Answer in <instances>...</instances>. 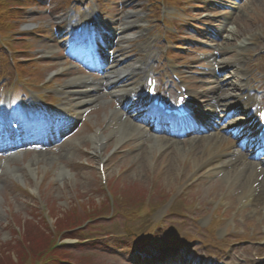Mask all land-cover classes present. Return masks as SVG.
<instances>
[{"label":"rangeland","instance_id":"374dc122","mask_svg":"<svg viewBox=\"0 0 264 264\" xmlns=\"http://www.w3.org/2000/svg\"><path fill=\"white\" fill-rule=\"evenodd\" d=\"M65 1L69 0H40L39 4L34 0L22 6L17 5V0H0V7H7L1 12L7 17H12L14 13L24 17L14 27L23 22L43 26L50 23L59 25V18L66 11ZM104 1V8L112 14L109 27L121 32L125 24H131L132 28L117 44V48H121V43L125 56H130L124 63L127 67L130 64L136 67L142 54L148 59L149 50L158 47L171 46L176 52L171 56L173 59H191L197 54L187 50V40L200 38L211 43L218 42L217 47L223 46L220 48L219 59L226 63L231 64V60L240 56V50L253 54L248 57L254 63L262 65L264 60V0H245L232 13L230 7L225 9V5L230 3L228 0H161L164 4L154 9L147 0ZM80 11L85 12L84 9ZM162 20L169 26L163 29ZM10 21H4L8 25L5 28L0 27V67L3 70L7 68L5 51L11 52V48H14V43L8 38V33L12 31ZM223 22L234 25L229 38L226 40L216 35L210 36L209 26L221 25ZM189 25L194 29H189ZM197 26L200 28L196 33ZM23 33H19L17 38H21ZM162 35H167L169 43L164 41ZM14 42L15 48H22L21 53L16 54L21 62L23 59L28 60L33 51L37 54L36 49L47 45H40L41 42L35 40L31 45L33 47L29 48L24 42ZM242 43H245L246 49L239 50L237 46ZM180 46L183 50L178 49ZM50 48L47 50L50 51ZM59 48L60 45L53 52H58ZM27 49L31 51L28 50V53ZM61 57L55 58L54 62L40 59L48 62H37L38 67L31 64L32 61H24L28 64L20 67L16 60L13 104L16 101L17 105L19 99L34 87V75L45 80L50 76V71L53 74L62 65H69ZM39 66L43 72H37ZM223 72V88L216 89L212 84L203 83V89L211 88V95L206 96V106L210 108L209 113L213 118V99L219 98L218 93L236 94L235 82L239 77L225 70ZM142 76L140 72L133 74L134 78L129 83L141 82ZM68 77H56L59 90H49L47 94H56L55 102L76 110L73 101H69L64 93V81ZM5 83L8 87V82ZM108 97L107 93L95 103L86 121L59 150L24 152L9 159H0V256H10L16 263H20L18 257L25 245L11 246L17 240L23 241L22 235L29 231L31 236L42 241L41 245H53L62 233V238L57 242L62 246L58 249L65 251L63 259L68 261L59 264H146L143 257L135 252L143 256H161L168 247L176 248L163 255L172 259L169 258L168 264L176 263L174 254H181L187 264H237L236 255L245 243H234L239 236L230 231L228 234L222 231L228 227H237L240 232L247 229L244 219L238 217V213L244 209L240 196L245 182L234 183L231 177L226 179L219 172L215 173L205 167L209 155L204 152L207 141L204 137L201 141L193 140L171 147L165 144L160 147L152 145L149 139L144 138L142 130H139L140 133L133 131L122 138L118 129L115 130L121 126L117 121L119 118H116L118 114L113 113L119 105ZM233 101L238 103L237 95ZM219 104H222L220 100ZM75 113H79V110ZM127 143H131L128 148ZM101 161L104 162L103 170L99 168ZM65 171L68 174L62 176ZM102 171L105 172L106 180L101 177ZM105 188L116 197L113 211L107 204ZM232 190L231 196L236 198V203H233L231 209L225 208V217L229 219L226 225L215 232L214 237L213 226H209L210 212L223 201L222 195ZM172 195L177 196L176 202L172 207H166L165 212V202ZM228 203L224 201L222 205ZM263 207L264 200L257 197L256 202L246 211L254 219L249 223L256 224L259 221ZM142 211L148 212L146 218L139 216ZM94 213L99 214V217ZM91 215L95 216L93 222L88 223L84 229H76V225ZM201 217H204L201 220L204 222L203 230L198 228L200 225L196 220ZM162 218H165L164 222L168 226L166 229L157 226L158 219ZM59 229H62L61 232ZM48 257H44L41 252L37 253L35 264L55 263L51 255ZM25 259L31 261L33 257Z\"/></svg>","mask_w":264,"mask_h":264},{"label":"bare ground","instance_id":"6f19581e","mask_svg":"<svg viewBox=\"0 0 264 264\" xmlns=\"http://www.w3.org/2000/svg\"><path fill=\"white\" fill-rule=\"evenodd\" d=\"M15 9H16V8H15ZM130 29H131V24H126V26L124 27V30H125V31H129ZM224 64H225L224 68H225V69H228V71H230V72H231V70H232V73H233V74L236 72L237 74L243 75V72H240V68H239V66L233 68V67H231L228 63H224ZM115 73H116V72H115ZM115 73H114V74H115ZM244 86H245V83H241V87H242V88H245ZM118 93L121 94V95H120V98H121V100H123V101H126V100H133L134 97H135L136 95H138V94L136 93V91H135V87L132 86V85L124 86V87L119 88V89H118ZM134 93H136V94H134ZM130 96H131V97H130ZM227 96H228V98H227ZM227 96H226V99H229V97H230V98L233 97V96H229V95H227ZM128 98H129V99H128ZM250 99H252V97H248V101H245V102H244L245 106L249 105V101H250ZM139 100H140V99H139ZM251 116H252V115H250L246 120L250 119ZM241 118L243 119V117H241ZM241 118H240V119H241ZM133 120H134V119L126 118V119L123 120V122L121 123V126H120V127H117V128L115 129V130L118 129V131H119V133H120V135H121L122 138H126V136H127L129 133H131V132L137 130V129H136V123L134 124ZM243 122H244V120L241 121V124H242ZM231 126H234V122L228 123V124H226V125H222L221 127H222L223 129H227V128L231 127ZM150 137L153 138L154 140H155V139H158V140H159V137H158V135H156V134H153V133H152V134L150 135ZM94 139L96 140L95 135H94ZM158 140H157V141H158ZM213 140H215V141L218 142V144H219L218 147H219V150H220V151H226V150H228V149H232V148H234L235 145H236V140L231 139V138L224 139V138H223L222 136H220L219 134L216 135V136L213 138ZM168 141H170V139H169ZM152 143H153L152 145H154V146H156V147H160L159 144L156 145L154 142H152ZM156 143H157V142H156ZM221 162H224V161H221ZM230 162H231V163H234V162L241 163L239 158H235V159H233L232 161L230 160ZM243 162H244V166H243L244 169H242V170H243V174H241V177H239V178H241V179H244V178H245L244 181L247 180L246 182H254V181L257 180V181L259 182V183H258V184H259V186H258V190H257V191H250V190L248 189V192H250L251 194H255L256 197H258V198L264 199V169L259 170L256 166H252L251 164L247 163L246 161H243ZM257 171H261V172H262L261 175H258L259 180H258V178L256 177ZM221 173H222L223 175H225V176H228V170H226V169H222V170H221ZM66 174H68V171L62 172V176L66 175ZM251 174H253V175L251 176ZM254 176H255V177H254ZM254 178H256V180H255ZM244 193H245V192L243 191V194H244ZM255 202H256V199H255Z\"/></svg>","mask_w":264,"mask_h":264},{"label":"trees","instance_id":"16d2710c","mask_svg":"<svg viewBox=\"0 0 264 264\" xmlns=\"http://www.w3.org/2000/svg\"><path fill=\"white\" fill-rule=\"evenodd\" d=\"M97 214V213H96ZM68 220V219H67ZM67 220H62L65 223H68ZM26 234V235H24ZM22 236L23 241L17 240V242H15V245H12L11 247L14 248L16 245L21 246L22 244L25 245V249L23 251V249L21 250V256H19V262L21 263H28V262H32V264H35V262L38 260L37 258V253L41 252L42 254H44V257L49 258L48 256L51 255L52 257V262H63V253L65 251H62L61 249L58 250H54L52 248V244H47V245H41V242H39V239H36V237L31 236V233L28 231V233H24ZM46 235V234H45ZM51 246V248H50ZM7 253V252H4ZM28 256H32L33 259L31 261H28L25 259V257ZM20 263H16L13 258H11L10 256H6V257H2L0 256V264H20Z\"/></svg>","mask_w":264,"mask_h":264}]
</instances>
